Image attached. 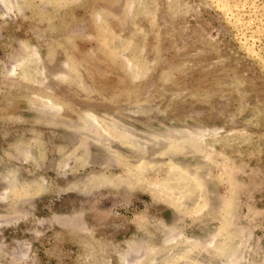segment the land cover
<instances>
[{"label":"rangeland","instance_id":"1","mask_svg":"<svg viewBox=\"0 0 264 264\" xmlns=\"http://www.w3.org/2000/svg\"><path fill=\"white\" fill-rule=\"evenodd\" d=\"M133 261L264 264V0H0V264Z\"/></svg>","mask_w":264,"mask_h":264},{"label":"bare ground","instance_id":"2","mask_svg":"<svg viewBox=\"0 0 264 264\" xmlns=\"http://www.w3.org/2000/svg\"><path fill=\"white\" fill-rule=\"evenodd\" d=\"M92 113H93V112H92ZM95 118H96V116H95ZM93 119H94V118H93ZM133 263H134V261H133ZM133 263H131V264H133ZM135 263H136V262H135ZM135 263H134V264H135ZM127 264H128V263H127Z\"/></svg>","mask_w":264,"mask_h":264}]
</instances>
